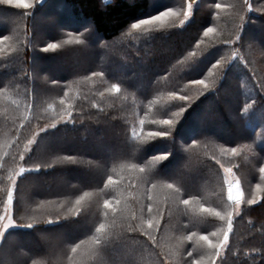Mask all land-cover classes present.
Masks as SVG:
<instances>
[{"label":"trees","instance_id":"1","mask_svg":"<svg viewBox=\"0 0 264 264\" xmlns=\"http://www.w3.org/2000/svg\"><path fill=\"white\" fill-rule=\"evenodd\" d=\"M30 2L28 9L0 4V211L9 172L18 171L19 153L39 133L23 165L33 171L17 178V225L0 239V264H12L15 252L22 256L18 264H77L100 223L112 227L87 264H160L162 259L188 264V252L194 260L206 257L200 236L215 239L211 234L219 235L226 225L200 206L227 208L224 169H232L248 199L257 184L264 187L259 171L264 167V47L259 32L264 31V0H198L183 24L186 0ZM168 8L178 15L163 27L131 28ZM44 21L53 29L45 36L38 32ZM209 27L215 31L205 37ZM238 30L241 39L235 44L218 43L235 40ZM50 43L58 47L44 51ZM84 51L97 60L62 73L48 63L52 58L69 61L73 52ZM222 57L226 63L213 68ZM93 72L103 75L94 77ZM113 84L119 92L110 91ZM171 92L190 97V105L171 100ZM180 107L187 109L170 138L144 139L160 130L151 121L172 118ZM65 109L72 119L57 123ZM41 128L46 130L39 132ZM77 145H104L111 154L102 161V153ZM164 153H170L167 159L153 161ZM133 166L147 171L141 174ZM86 167L93 169L94 180L69 177L85 173ZM109 176L113 184L105 188ZM58 178L67 183L58 188ZM168 184L179 191L172 192ZM86 192L80 213L71 215ZM105 199L120 200L122 211L105 217ZM183 199L189 205L180 203ZM148 203L164 209L155 247L146 243L147 237L130 238L124 230V218L133 213L137 223L151 219ZM28 224L33 227L20 226ZM76 244L80 249L73 254ZM218 264H264V200L243 205Z\"/></svg>","mask_w":264,"mask_h":264},{"label":"snow or ice","instance_id":"2","mask_svg":"<svg viewBox=\"0 0 264 264\" xmlns=\"http://www.w3.org/2000/svg\"><path fill=\"white\" fill-rule=\"evenodd\" d=\"M37 3L40 2V0H36ZM248 0H244V4H247ZM0 4L4 5H14L16 8H24L28 9L32 7V4L30 0H0ZM222 5L216 4V8H221ZM243 7V5H242ZM249 8L251 6L249 5ZM192 4H188L187 8L183 10V17L184 20H181V24H183L185 21L189 19L192 12ZM264 10V9H261ZM178 14L172 9L168 8L166 11L160 12L157 16H151L148 20H140L137 23H133L131 25V28L133 30L140 29L141 27L144 28L145 31L149 30V26L159 24L161 27L164 26L165 22L168 20H171L172 18L176 17ZM240 28L243 27L245 23V17L243 15L240 16ZM215 30L211 27L207 28L204 32V36H209L210 33H213ZM3 40H7L8 37L4 36L2 38ZM241 39V32L238 30L236 33L235 40L227 39V40H219L218 43L225 45V46H231L235 44L237 41ZM58 47L57 44L50 43L47 45V48L44 49V51L53 50ZM195 53H193L194 55ZM235 55V53H233ZM222 63H226L224 58L222 57L221 60H218L216 64L213 65V68L220 67ZM92 75L98 76L103 75V73H97L93 72ZM195 83L202 85L205 89L209 88L210 85L205 80H198L195 81ZM110 91L112 92H119L120 88L117 84H113L111 86ZM68 94L65 93V96ZM169 97L171 100H180L185 102V104L190 105L191 98L188 96H177L175 92L169 93ZM61 105H63L65 102L62 99L60 101ZM186 107H180L178 111H175L172 113V118L169 119H159V120H153L151 121L152 124H156L161 126L159 131L150 132L148 133L147 137H145V140H153L155 138H170L172 135V129H174L176 123L181 119L183 116V113L186 111ZM66 115L61 114L60 120L57 121V123H60L62 121H69L72 119L73 113L71 111H67L65 109ZM145 123L144 120L140 121L141 126H143ZM262 123H264V117H262ZM56 125H53L55 127ZM46 129L41 128L39 129V132H44ZM39 133H36L33 135L32 139H28L25 145V148L22 152L19 153V162L20 166L18 171L12 170L9 172L7 179L10 181V186L7 189V198L4 201L3 209L0 211V237H3L4 233L7 229H9L13 225H17V222L14 218V205H13V192L17 184V178L22 177L23 174L29 171H33V169H29L24 167V163H26V156L29 153V150L32 148V146L35 144L37 140V136ZM133 135L135 136L136 133L133 131ZM229 151L235 155L237 153V150L235 148L229 149ZM170 153H164L159 156H154L152 159L153 161H163L167 159L168 155ZM217 163H220L217 161ZM40 165L37 166L35 170H39ZM0 168H2V165H0ZM134 171H138L139 173L143 174L146 173L147 169L144 167H138L133 166ZM225 173H232L231 168H225ZM261 174H264V167H261L259 169ZM113 184L112 177H108V181L105 184V188H108ZM228 184V191H227V201L229 202L227 205V208L225 210H216L215 208L211 207H205L203 204L200 206V210L202 212H207L212 215H214L216 218L219 219L223 224L226 225V227L222 228L219 235L217 233H212V237L215 239H210L207 235L200 236V240L204 242V244L207 246V256L201 257L200 259H193L194 253L188 252L187 253V260L188 264H218V261H220V258L222 257L224 251L229 246V237L230 234L234 231V221L236 218H238L241 213L243 212V205L246 203L247 205H255L258 203L259 200H264V187H261L260 184H257L256 187V193L253 194V198L248 199L247 196L244 195L241 183L238 178H236L234 175L232 176V179L227 181ZM118 186V185H117ZM153 188L156 186L153 184ZM167 188L171 190L172 192H178L179 188H176L173 184H168ZM88 196V193H84L83 196L79 197L75 201V205L72 209H70L71 215H78L81 211V203L84 201V199ZM148 200L151 201L152 197L149 195ZM183 205L187 206L189 205L190 201L187 199H183L180 201ZM121 201L120 200H108L105 199L103 202L104 206V216L107 217L109 212L112 213L113 216L118 215L122 209L120 208ZM147 213L151 217V219H148L146 222L141 220L139 223H137V217L133 213L130 216L125 217L126 221V228L124 229L125 232L128 234V236L134 237L136 234H139L140 236L147 237L146 243L150 242L149 246L155 247L158 244V232L159 229L163 227L162 225V219L164 218V209H161L159 207L153 208L151 203L147 204ZM159 216L160 219H157L156 217ZM48 223H56V221H48ZM23 227L32 228V224L28 225H20ZM112 227V225H109L107 223H100L98 227L95 229L96 235L92 237V246L88 250V252L84 253L81 256V259L77 262V264H87V260L96 254V250L100 248L106 239L107 233L109 229ZM154 230H156L154 232ZM193 235H195L193 233ZM191 239V237H189ZM80 249V244H76L74 247H72L71 252L73 254L78 253V250ZM160 264H168L167 260L162 259L160 261Z\"/></svg>","mask_w":264,"mask_h":264},{"label":"rangeland","instance_id":"3","mask_svg":"<svg viewBox=\"0 0 264 264\" xmlns=\"http://www.w3.org/2000/svg\"><path fill=\"white\" fill-rule=\"evenodd\" d=\"M196 1H198V0H186V3H185V5H184V9L185 8H187V6H188V4H192V6H193V4L196 2ZM183 9V10H184ZM41 24H43V25H41V27L38 29V32L40 33V34H42V35H48V34H51L52 32H53V29H52V26H51V24H50V22L48 23L47 21L45 22H43V23H41ZM260 32V36H261V38H263V40H262V46L264 47V31H259ZM97 56H95V55H89V54H87V52H85L84 51V53H82V55H77V52H73L72 54H71V57L69 58V61H65V60H62V59H56V58H52L48 63L51 65V64H53V65H55V66H57L58 67V73H62V72H64L65 70H68V69H74L75 67H77V66H81V65H83L87 60H90V61H96L97 60ZM226 110L228 109V107H227V105H226ZM214 131L215 132H217L218 130H215L214 129ZM218 133V132H217ZM63 146H66V147H73V146H75V144L73 143V144H63ZM77 147L81 150H90V149H92L93 151H95V152H97L98 151V153H102V161H104V160H106L108 157H109V155L111 154L110 152H109V150L108 149H106L105 147H104V145H94V147H91L90 145H77ZM119 148L120 147H115V151H118L119 150ZM92 172H93V169H91V168H89V167H86V171H85V173H83V174H76V173H74V174H71L69 177H71L72 179L75 177V176H79L80 177V180H82V181H90V180H94L95 179V177H93L92 176ZM225 173V172H224ZM234 174H233V172L231 173V174H229V173H225V185H226V191H228V184H227V181L228 180H230V179H232V176H233ZM67 183V178H61V179H57V187L59 188V187H61V186H63V185H65ZM55 188V187H54ZM242 188V187H241ZM0 239H1V237H0ZM42 246V244L41 243H39L38 245H36L35 243H33V245L31 244V246ZM13 256L15 257L14 258V261H13V263L12 264H18V262H19V260H21L22 258V256L20 257V255L17 253V252H15V253H13Z\"/></svg>","mask_w":264,"mask_h":264},{"label":"built area","instance_id":"4","mask_svg":"<svg viewBox=\"0 0 264 264\" xmlns=\"http://www.w3.org/2000/svg\"><path fill=\"white\" fill-rule=\"evenodd\" d=\"M103 1L107 2V1H109V0H103Z\"/></svg>","mask_w":264,"mask_h":264}]
</instances>
